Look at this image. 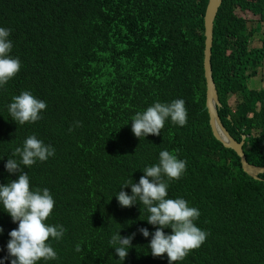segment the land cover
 I'll use <instances>...</instances> for the list:
<instances>
[{"label": "trees", "instance_id": "16d2710c", "mask_svg": "<svg viewBox=\"0 0 264 264\" xmlns=\"http://www.w3.org/2000/svg\"><path fill=\"white\" fill-rule=\"evenodd\" d=\"M208 1L0 0V27L11 30V55L21 61L19 73L0 88V183L17 179L4 165L18 159L12 152L26 137L55 148L47 161L25 169L30 187L53 195L48 223L66 229L61 240L51 241L57 259L40 264H122L109 245L119 229L121 236L135 233L124 264H168L166 254H150L151 235L138 231L155 230L142 220L148 213L141 204L121 207L114 196L120 190L131 195L130 186L121 185L138 183L161 150L186 161L168 196L197 208V226L206 232L201 246L179 264H264V175L244 173L236 152L213 136L205 109ZM237 10L259 16L256 29ZM262 24L264 0H223L211 58L221 121L234 140L245 137L244 153L259 167L264 88L248 82L264 66V34L260 46H251ZM25 90L47 107L37 122L18 126L7 105ZM232 96L241 98L235 108ZM175 99L185 101V126L166 121L160 135L134 136L131 117L137 111ZM17 226L0 210V258Z\"/></svg>", "mask_w": 264, "mask_h": 264}, {"label": "clouds", "instance_id": "9594fccd", "mask_svg": "<svg viewBox=\"0 0 264 264\" xmlns=\"http://www.w3.org/2000/svg\"><path fill=\"white\" fill-rule=\"evenodd\" d=\"M10 36L9 28L0 27V88L21 69L20 59L11 55L13 43ZM46 107L45 101L25 90L11 98L7 112L11 120L22 126L40 120ZM187 119L188 112L183 99L166 103L154 101L145 110L137 111L131 117V131L141 140L149 134L160 135L166 121L183 127ZM79 123L76 122L77 127ZM71 130L70 127L69 131ZM54 154L53 145L30 135L23 140L21 146L13 150L12 157L18 159L8 158L4 165L9 174H18V177L8 180L6 184L0 183V210L7 213L18 226L8 232L10 239L6 244V255L0 258V264H40L41 261L57 259L51 241L61 240L66 229L63 225L48 223L55 205L53 195L48 188L30 187L29 175L25 171L37 162L47 161ZM185 169V160L178 158L174 152L161 150L158 162L142 169L144 175L138 183L129 180L123 182L120 188L130 186L131 195L123 190L114 195L121 207L141 204V209L148 213L147 218L142 220H146L155 230L151 234L148 228L144 227L138 231L145 238L151 235L147 245L150 254L153 257H163L166 254L168 264L182 262L193 249L199 248L206 238V232L196 223L200 216L199 210L189 206L182 197L168 196L170 182L179 180ZM169 228L170 234L164 231ZM120 230L112 233L109 245L115 250L118 260L124 264L129 250L133 247L135 233L121 236ZM3 233L4 229L0 227V235ZM75 250L79 252L80 246L77 245Z\"/></svg>", "mask_w": 264, "mask_h": 264}, {"label": "water", "instance_id": "95a60500", "mask_svg": "<svg viewBox=\"0 0 264 264\" xmlns=\"http://www.w3.org/2000/svg\"><path fill=\"white\" fill-rule=\"evenodd\" d=\"M223 0H209L204 17L205 26V48H204V76L206 81V110L210 117V127L213 136L217 141L223 144L225 148L232 149L240 158L242 170L249 176L257 179L260 175H264V167L254 166L250 164L244 153V140L239 143L230 135L224 127L218 110L221 108L219 101L216 84L213 79L212 70V48H213V35H214V22L218 10Z\"/></svg>", "mask_w": 264, "mask_h": 264}, {"label": "rangeland", "instance_id": "374dc122", "mask_svg": "<svg viewBox=\"0 0 264 264\" xmlns=\"http://www.w3.org/2000/svg\"><path fill=\"white\" fill-rule=\"evenodd\" d=\"M237 14L239 16H242L243 17L242 19L249 22V28L250 29L251 28L256 29L259 16H255L249 12L242 13L239 11L237 12ZM263 34H264V24H262V29L255 33L253 40H252V43H251L252 47L260 46L262 44V41L260 38L263 36ZM255 76H256L255 78H252L249 80V82H248L249 86L250 87L253 86L255 89L263 88L264 87V66L259 68V71ZM229 102H230V105L235 108L237 106V104H239L241 102V98H237L236 96H232Z\"/></svg>", "mask_w": 264, "mask_h": 264}]
</instances>
